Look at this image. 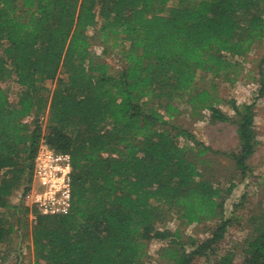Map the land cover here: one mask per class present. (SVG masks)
<instances>
[{"label":"trees","instance_id":"obj_1","mask_svg":"<svg viewBox=\"0 0 264 264\" xmlns=\"http://www.w3.org/2000/svg\"><path fill=\"white\" fill-rule=\"evenodd\" d=\"M94 40L103 52L118 48L120 68L91 52ZM261 42L264 0H0V245L30 212L10 196L30 190L44 142L70 156L71 207L32 209L34 264H145L153 239L170 264L213 251L232 223L236 183L201 168L208 154L224 155L245 179L257 147L254 102L225 100L214 80L234 81L239 59ZM208 73L214 80L198 87ZM180 103L234 125L237 150L213 149L173 123ZM173 217L210 222L208 235L167 226ZM246 224L239 259L227 250L213 264H264V204Z\"/></svg>","mask_w":264,"mask_h":264},{"label":"rangeland","instance_id":"obj_2","mask_svg":"<svg viewBox=\"0 0 264 264\" xmlns=\"http://www.w3.org/2000/svg\"><path fill=\"white\" fill-rule=\"evenodd\" d=\"M91 52L100 56L116 70L120 68L122 62L118 48L109 49L103 52V46L93 41ZM264 42L258 43L253 50L241 60L239 74L234 81H226L222 78L213 79L211 74H202L197 85L208 87L214 80L218 94L228 100L235 99L238 103L254 102L255 111V130L257 147L254 154L247 160L250 171L245 179H241L240 174L235 170L233 161L224 155L208 154L205 165L202 166L204 176L227 184L230 180L236 183L231 195L226 199L228 215L233 214L232 223L225 232L223 238L216 244L214 250L207 255L195 257L193 264H213L215 259L225 251H233L236 259L241 254V241L245 235L248 216L258 210L264 204V95L258 97L260 82L264 83ZM51 82L47 85L52 86ZM10 100L16 99L18 87L15 83L6 85ZM180 110L171 121L192 132L196 139L204 142L213 149L221 151L237 150V135L234 125L225 122H211L208 112L203 111L202 116H192L187 111L183 103L178 104ZM224 111L231 112L227 104H222ZM185 110V111H184ZM32 118H28L30 122ZM42 127L45 128L46 118L41 119ZM182 139L179 142L182 143ZM1 176V173H0ZM21 188L14 191L10 196L12 204H21ZM33 218L32 209L27 215V219L15 227V231L10 239L0 245L1 264H34L33 250L31 246L30 223ZM169 227L180 226L176 217L167 222ZM210 222L193 224L188 226L181 225L182 231L186 235L197 239H203L208 235ZM164 245L163 241L150 240L147 247V257L145 264H170L158 258V250ZM3 255V256H2Z\"/></svg>","mask_w":264,"mask_h":264},{"label":"built area","instance_id":"obj_3","mask_svg":"<svg viewBox=\"0 0 264 264\" xmlns=\"http://www.w3.org/2000/svg\"><path fill=\"white\" fill-rule=\"evenodd\" d=\"M41 215L65 214L71 207V161L42 142L33 162L30 190L21 195Z\"/></svg>","mask_w":264,"mask_h":264}]
</instances>
